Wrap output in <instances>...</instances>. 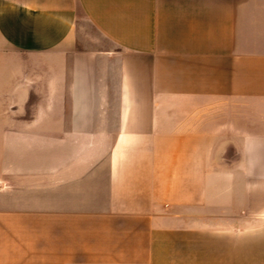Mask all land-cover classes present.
<instances>
[{
    "label": "crops",
    "instance_id": "1",
    "mask_svg": "<svg viewBox=\"0 0 264 264\" xmlns=\"http://www.w3.org/2000/svg\"><path fill=\"white\" fill-rule=\"evenodd\" d=\"M0 264H264V0H0Z\"/></svg>",
    "mask_w": 264,
    "mask_h": 264
},
{
    "label": "water",
    "instance_id": "2",
    "mask_svg": "<svg viewBox=\"0 0 264 264\" xmlns=\"http://www.w3.org/2000/svg\"><path fill=\"white\" fill-rule=\"evenodd\" d=\"M9 102L7 115L17 120H34L39 115L40 101L46 96V89L38 80L26 75L17 78L7 92ZM241 160L238 144L230 137H220L213 145L211 162L222 169L234 168Z\"/></svg>",
    "mask_w": 264,
    "mask_h": 264
},
{
    "label": "rangeland",
    "instance_id": "3",
    "mask_svg": "<svg viewBox=\"0 0 264 264\" xmlns=\"http://www.w3.org/2000/svg\"><path fill=\"white\" fill-rule=\"evenodd\" d=\"M103 40H101L100 38L98 39L96 32L93 30V28L87 23L85 25H83L80 28V33H79V43L81 46H90V45H96V44H103L102 43ZM240 106L238 108H240V112L238 113L240 115V119H243V116L245 115L243 108V103L241 102L239 104ZM172 115H176V113L174 112ZM210 115L215 116V113H211ZM192 116H194V114H192ZM185 121V120H184ZM242 122V121H241ZM108 131H113V129H105Z\"/></svg>",
    "mask_w": 264,
    "mask_h": 264
}]
</instances>
